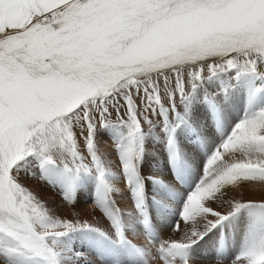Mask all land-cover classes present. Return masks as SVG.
<instances>
[{
    "label": "snow or ice",
    "instance_id": "6c2138e0",
    "mask_svg": "<svg viewBox=\"0 0 264 264\" xmlns=\"http://www.w3.org/2000/svg\"><path fill=\"white\" fill-rule=\"evenodd\" d=\"M243 76L259 81L253 104L264 94V0H0V264H93L66 239L77 232L111 246L107 264H126L121 248L133 253L127 264H195V246L242 213L248 219L230 264H264V200H227L225 212L204 203L264 186V106L207 160L171 228L177 238L155 234L145 186L163 181L140 174L147 130L163 124L175 164L178 107L209 80ZM103 129L121 133L115 161L100 150ZM29 165L41 180H62L65 205H76L83 177H95L92 205L107 228L53 214L21 178ZM121 185L131 211L121 208ZM129 217L143 225V244L130 238Z\"/></svg>",
    "mask_w": 264,
    "mask_h": 264
},
{
    "label": "rangeland",
    "instance_id": "374dc122",
    "mask_svg": "<svg viewBox=\"0 0 264 264\" xmlns=\"http://www.w3.org/2000/svg\"><path fill=\"white\" fill-rule=\"evenodd\" d=\"M258 82L255 77L243 76L234 82L215 78L200 85L187 105L178 107L184 123L176 132L179 157L175 164L171 159L163 124L158 120L146 131L143 138L140 174L145 178L158 176L163 181V184H159L149 180L145 186L149 195L148 210L151 224L158 238L178 237L177 233H171V228L180 219L187 193L200 182L207 160L248 112L255 107L264 106V94L257 96L253 104L248 100ZM120 138L121 133L116 129H103L98 133L100 150L110 161L116 160L114 145ZM30 172L36 174L30 175ZM21 178L27 186L40 193L48 202V207L54 210L53 214L74 221L87 220L95 226L107 228L109 221L92 205L97 185L95 177L85 176L80 180L76 190V205L61 204L60 187L63 186V182L58 177H48L53 183H49L48 179L41 180L40 172L29 165L22 171ZM253 185L256 191L259 190L253 194L264 193V186ZM121 188L122 190L117 193L121 208L125 212L131 211L130 195L123 190V185ZM233 194L234 192L228 193L224 203L206 199L205 206L225 212L228 210L226 201L236 199ZM262 200L259 198L254 202L259 203ZM247 219V215L242 213L209 232L195 246L194 251L200 257L195 264H217L218 257L224 259V264H230L240 250ZM127 222L130 238L138 244L141 240L145 242L143 225L135 217L127 218ZM66 239L71 247L86 253L93 264H107V257L102 254L111 246L104 245L94 234L77 232L70 234ZM120 256L126 264L128 260L134 258L132 251L126 248L120 249Z\"/></svg>",
    "mask_w": 264,
    "mask_h": 264
},
{
    "label": "bare ground",
    "instance_id": "6f19581e",
    "mask_svg": "<svg viewBox=\"0 0 264 264\" xmlns=\"http://www.w3.org/2000/svg\"><path fill=\"white\" fill-rule=\"evenodd\" d=\"M257 189H259V188H257ZM250 190H253V191H250ZM254 191H256L255 190V186L253 184H250V185H247L245 187L236 189L234 191H230L228 193L231 194L232 192H234L233 195H235V198L236 199H239V200H242V201H248V200L256 201V200H259V198L264 200V193H258V194L255 193V194H253ZM248 192H250V194H246ZM256 192H259V190H257ZM136 234L138 235V233H136ZM141 241L139 243L140 244H143L144 243L143 242L144 240H141Z\"/></svg>",
    "mask_w": 264,
    "mask_h": 264
}]
</instances>
